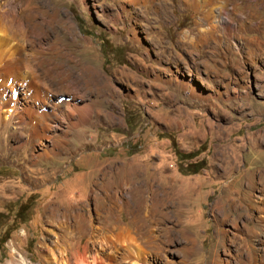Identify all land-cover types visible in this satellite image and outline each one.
Returning <instances> with one entry per match:
<instances>
[{"label": "rangeland", "instance_id": "1", "mask_svg": "<svg viewBox=\"0 0 264 264\" xmlns=\"http://www.w3.org/2000/svg\"><path fill=\"white\" fill-rule=\"evenodd\" d=\"M192 1H28L38 86L82 114L0 87V264L120 232L148 264H264V17L225 21L264 0Z\"/></svg>", "mask_w": 264, "mask_h": 264}, {"label": "bare ground", "instance_id": "2", "mask_svg": "<svg viewBox=\"0 0 264 264\" xmlns=\"http://www.w3.org/2000/svg\"><path fill=\"white\" fill-rule=\"evenodd\" d=\"M28 1L29 0H27V3H24V1H18V0H4V1L0 0V87L2 85L9 84L7 86L10 88V90H12V88H14V87L16 88V86L29 88V89L33 90V93L31 94V96H29V99L33 100L34 102H38L40 104V106L38 105L39 109L42 107H45L46 103L48 102V105L52 108L53 113L57 112L58 115L60 114L61 116H63L65 119H67L69 121L73 114H75V113L77 115L82 114L80 110H77L79 107L76 108L77 98L75 96H69V100L67 101V104H68L67 107L64 109H61L57 106V103L54 102V101H56L54 99V96H52L50 94H46L47 93L46 91L45 92L41 91L39 86H38V84H39L38 82H39V80H42V77L40 74H38L37 68L39 66H41L42 64L39 65L40 60L38 57H37L38 58V60H37L36 56L42 55L43 52L37 51L36 48L34 49L33 47L27 48L28 46H26V45L30 39L34 38L35 35L37 38H39V37L43 36V33H39V35L34 34L32 32V29L29 28V24L32 22L33 13L32 14L30 13L29 15H26V16H24L22 14L25 10L29 9L28 5L31 2L28 3ZM131 1L137 2L138 0H131ZM140 1H146V0H140ZM34 47H35V45H34ZM29 51H31V52L28 53ZM42 60H44V59H42ZM24 71H25V75H23ZM44 89H46V88H44ZM22 90H24V89H22ZM25 90H24V92L27 91V90L26 91ZM24 92H22L21 94L23 95ZM9 98L11 100V97H9ZM22 100H24V99L22 98ZM45 100L47 102H44ZM39 101H41V102H39ZM8 102H11V101L8 100ZM2 103H3L2 100H0V104H2ZM26 105H28V104H26ZM0 107H1V105H0ZM5 107H6V105H5ZM21 110L26 115H28V114L32 115V113H31L32 111L30 112V110L26 107H22ZM83 110L85 111L86 109L83 108ZM14 112H16L15 109L12 111L8 110L6 112L7 114H5V117H3L2 113L0 112V122L7 123V120L10 119V116ZM46 112L47 111L42 110L38 114L40 115V117H44V116L46 117V115H47ZM85 112H87V111H85ZM34 117H35V115H34ZM20 121H22V119H20ZM72 125H74V123H72ZM249 139H250V137H249ZM256 139H257V137H256ZM225 151H226V149H225ZM50 152L53 153L54 152L53 149H51ZM44 155L47 156V153H44ZM228 159H229V157L227 158V160ZM226 163H227V161H226ZM155 203H156L155 198H152L151 207L148 208V212H151V210L153 209V205L155 206ZM125 204H127V203H125ZM138 207H142V206L140 205ZM134 224H136V221L134 222ZM121 233L122 232H120L116 236L113 235L115 237L114 240H110L107 238L103 239L102 243L95 250V252L96 251L97 252L94 253V255L91 257L86 255V248H83V251H81V252H75L71 256L74 260L73 264H148L146 257L143 256V254H144L142 252L143 250L141 251L139 249L141 246L136 242L135 236L125 238V237H122ZM263 243H264V237H263V240L262 239L259 240V244L263 245ZM93 249H95V248H93ZM60 258L62 259V261H60V264H67L65 251Z\"/></svg>", "mask_w": 264, "mask_h": 264}, {"label": "crops", "instance_id": "3", "mask_svg": "<svg viewBox=\"0 0 264 264\" xmlns=\"http://www.w3.org/2000/svg\"><path fill=\"white\" fill-rule=\"evenodd\" d=\"M195 4H196V1L193 0L192 3L190 4V6L193 7V6H195ZM254 8H261V7L250 6L249 4H247L246 2H244V5H242L240 8H235V9H238V11L235 10V9H233L234 11L233 10H230V13H226V16H228V18H225V21L229 23V15L232 18H236L240 14V12L241 13L244 12L245 13L244 14L245 16L242 15V14H240L239 16L241 18H248V19L253 20V21L250 22V25L251 24H254L255 25L256 23H262V18L264 17V13H262V12H257L256 13L254 11ZM235 11H237V12H235ZM250 11L252 13H250ZM239 16H238V18H239ZM247 29L248 30H251V28H248V27H247Z\"/></svg>", "mask_w": 264, "mask_h": 264}, {"label": "trees", "instance_id": "4", "mask_svg": "<svg viewBox=\"0 0 264 264\" xmlns=\"http://www.w3.org/2000/svg\"><path fill=\"white\" fill-rule=\"evenodd\" d=\"M184 158H183V160H187L188 159V157H187V155L186 156H183ZM2 217V215L0 214V218Z\"/></svg>", "mask_w": 264, "mask_h": 264}]
</instances>
